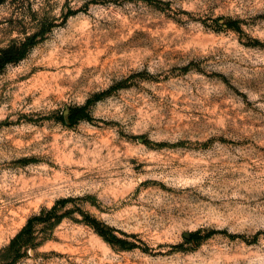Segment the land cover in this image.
<instances>
[{"label":"rangeland","instance_id":"1","mask_svg":"<svg viewBox=\"0 0 264 264\" xmlns=\"http://www.w3.org/2000/svg\"><path fill=\"white\" fill-rule=\"evenodd\" d=\"M29 35L0 66V264H264V0L0 4V49Z\"/></svg>","mask_w":264,"mask_h":264},{"label":"trees","instance_id":"2","mask_svg":"<svg viewBox=\"0 0 264 264\" xmlns=\"http://www.w3.org/2000/svg\"><path fill=\"white\" fill-rule=\"evenodd\" d=\"M5 1L7 0H0V4ZM33 37L34 35L26 36L23 40L19 42L18 46L12 44L7 48L0 49V66L4 65L7 62L20 59L23 56L26 47L32 43ZM61 117L63 121H69V123L72 124L78 119L88 117L87 107L86 105L72 107L69 109L66 115H62ZM25 228L26 226L21 231H19L14 238L11 239L9 248L15 244V242L19 239ZM95 230L100 236L103 237V239H105L112 245L118 244L121 247H127L126 245H129L128 242H126L124 239L118 238L114 234L107 236L102 231L98 230V228H95ZM190 236L195 239L197 238L196 233H191Z\"/></svg>","mask_w":264,"mask_h":264}]
</instances>
